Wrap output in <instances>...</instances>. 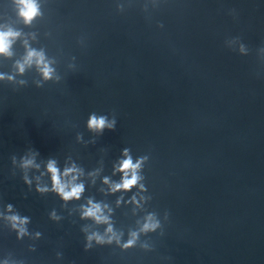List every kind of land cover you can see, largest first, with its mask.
I'll return each mask as SVG.
<instances>
[{
	"label": "clouds",
	"instance_id": "obj_1",
	"mask_svg": "<svg viewBox=\"0 0 264 264\" xmlns=\"http://www.w3.org/2000/svg\"><path fill=\"white\" fill-rule=\"evenodd\" d=\"M149 3L153 8H157L161 0H146L143 5V11H148ZM12 11L14 12V19L9 16H0V58L12 60L10 72H0V82L13 85L16 89L26 87L28 81L22 77L29 71H35L38 79H34L32 83L37 88H42L48 82L60 83L62 76L58 72V59L55 56H49L45 48L33 47L31 40L37 38L35 31H24V28H32L38 21L44 18L42 0H9ZM131 0H129V6ZM118 12L125 11V4L118 2L116 5ZM233 14L235 10H232ZM22 25L23 27H19ZM163 28L162 23L157 25ZM50 36L51 33H46ZM19 42L23 48V54L19 58L16 57L15 46ZM78 43L84 44L83 38ZM225 46L230 50L238 52L241 56H247L250 52L249 47L241 41L240 37H231L225 40ZM257 53L264 56V46L257 49ZM76 57L72 56L70 62L67 64L69 70L75 71L77 65L75 63ZM117 126V118L115 114L111 116L105 114H97L91 112L86 121V129L93 137L102 135L105 130L115 131ZM77 140L83 141V133L77 134ZM95 143V139L86 142ZM39 152L29 148L27 154L20 157V167L24 170L35 168L39 170L41 165L36 162V157ZM15 162L16 157H12ZM149 161L148 155H141L133 157L131 149L124 147L121 150L120 158L113 164L112 176L119 175V180H113L110 176H104L101 183L107 186V190L100 189L104 195H116L117 193H132L130 197L125 199L124 195H119L116 198V205L130 204L135 206V210L139 215L135 221V227H130L127 231V239H124L125 232L123 229H117L112 221L113 210L108 204L103 201H96L94 198H87L86 203L80 204V219L85 221H92L97 226H105L103 232L92 229L91 225L84 226L81 231L85 235L84 251L91 250L94 246L115 245L121 251H127L139 246L144 251H151L152 245L148 240H141L142 236H148L150 233H157L164 235V224L168 222L170 213L165 211L161 218L157 211H149L146 205L151 201V195H147L148 189L144 183L145 176L142 174L145 165ZM99 169L95 172H90L89 175L95 177L99 173ZM45 172L50 180V187L47 185L36 184L35 190L39 193L53 192L59 199L67 204L73 200L80 201L84 197L86 191L85 184L79 182V178L83 175V170L78 168L75 163L71 166H65L63 169L58 167L56 159H48L45 165ZM41 172V176L45 175ZM40 177H37L39 180ZM23 181L29 187L32 186V180L28 175L23 176ZM95 183V180H93ZM133 189L135 191L133 192ZM14 206L8 203L5 206V211L0 212V217L5 219L10 230L16 234L17 240H23L25 237L31 235L28 225L30 224V217L21 215L14 211ZM107 210L108 214H105ZM52 220H59L61 217L57 216L55 211L50 214ZM42 233L37 231L34 234V239H39ZM30 251H35L34 245H29ZM62 253H57V258H61ZM0 264H23V261L15 258L5 256L0 260Z\"/></svg>",
	"mask_w": 264,
	"mask_h": 264
}]
</instances>
